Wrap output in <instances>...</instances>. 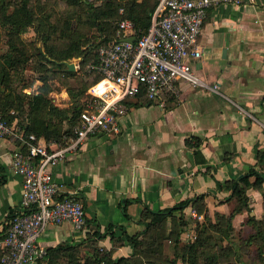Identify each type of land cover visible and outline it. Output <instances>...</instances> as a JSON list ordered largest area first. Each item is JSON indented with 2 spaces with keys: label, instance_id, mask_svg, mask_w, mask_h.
<instances>
[{
  "label": "crops",
  "instance_id": "crops-1",
  "mask_svg": "<svg viewBox=\"0 0 264 264\" xmlns=\"http://www.w3.org/2000/svg\"><path fill=\"white\" fill-rule=\"evenodd\" d=\"M198 41L204 52L191 68L205 82H216L221 94L183 82L172 99L129 97L117 133L88 136L52 168L61 191H77L87 224L99 231L116 222L133 232L141 227L134 220L145 205L163 208L199 193L208 211L227 212L225 181L256 166V153L264 148V0L208 7ZM193 137L199 140L196 156L185 144ZM18 143L15 136L0 137V230L19 209L21 179L8 167ZM246 192L253 204L261 201L260 190ZM122 197L137 199L126 206L130 221L118 208ZM84 233L61 223L49 225L39 240L75 243ZM99 244L108 247V235ZM131 250L124 242L115 254Z\"/></svg>",
  "mask_w": 264,
  "mask_h": 264
},
{
  "label": "built area",
  "instance_id": "built-area-1",
  "mask_svg": "<svg viewBox=\"0 0 264 264\" xmlns=\"http://www.w3.org/2000/svg\"><path fill=\"white\" fill-rule=\"evenodd\" d=\"M242 1L154 0L149 24L138 37L129 19L118 20L119 39L129 35L135 39H118L98 48L95 69L100 76L87 87L77 127L64 143L36 140L0 112V137L18 138L8 167L21 179L19 209L4 223L0 238V264H37L45 257L46 245L39 239L49 225L68 223L76 234L85 232L87 218L79 194L75 189L61 191L52 168L88 136L117 133L127 98L139 92L149 100L176 96L183 82L221 94L216 82L207 83L193 72L191 63L204 52L198 35L206 9Z\"/></svg>",
  "mask_w": 264,
  "mask_h": 264
},
{
  "label": "trees",
  "instance_id": "trees-1",
  "mask_svg": "<svg viewBox=\"0 0 264 264\" xmlns=\"http://www.w3.org/2000/svg\"><path fill=\"white\" fill-rule=\"evenodd\" d=\"M72 1H83L82 4H85L84 7L87 13L84 22L90 27L94 26L101 36L100 41L95 44L90 54V59L89 57L86 59L88 60L89 76V81L86 85L87 89L100 76L99 72L95 69L98 63V48L119 39V36L115 34L117 21L124 18L129 19L132 23L134 35L138 37L149 24L154 0H151L150 4H147L146 0H104L100 5H95L87 0H70L69 3ZM1 8L0 15L2 22L8 21L15 27V36L14 40L8 39L7 48L3 53H0V84L3 85L1 89H5L4 93L0 94V112H2L3 117L9 123L14 122L13 115L6 112V103H10V99L18 102L23 101L30 112L24 121L14 122L15 125L17 124L24 134H33L36 140L44 142L53 140L64 143L73 135V130L77 127L78 115L84 106V101L81 99L76 103L75 96L82 93L84 89L75 91L71 86L66 87L67 93L71 98L73 97L75 103L70 108H61L50 102V99L47 97L50 88L45 82L37 88L35 93H24L20 89L11 86V72L16 70L19 64L27 58L25 53L28 47L26 48V45L19 36L22 31L31 26L34 34L39 37L41 42L40 47L39 45H35L34 47L35 55L41 58L42 61L49 62L57 69H61L66 75L73 74V71L68 69L66 64L62 62L73 56L81 43H88L89 41L88 39L81 40L80 35L70 34V39L66 46L55 48L48 42L49 33L46 32V27H51V24L48 21L47 13L42 14L41 17H35L33 10L28 6V0H19L17 7H14L15 14L7 13L5 7ZM86 51L88 50H84V52ZM91 65L93 67H90ZM132 97L138 102H147L149 100L142 92ZM163 97L172 99L174 95L164 94ZM64 123L65 125H63ZM185 144L194 148L193 154L196 156L199 140L193 137V139H186ZM2 180L3 176L1 175V182ZM263 182L264 148L256 153V166H250L246 171L240 172L225 181V187L229 192L222 202L232 201L233 206L226 215L216 214L218 217L225 219L227 230L232 227L231 219L243 211L249 212L251 210L249 196L246 192L247 189L256 188L260 190L262 199H264V192L262 191ZM135 200H137L136 197H122L118 202V208L126 220H132L126 212V206ZM187 206L197 209L198 214L203 211L205 218H207V225L202 224L201 221H196V227H201V229H197L196 232L198 233L195 234V237L186 246L179 247L177 241L182 229L187 224L184 216V210ZM14 214L15 212H11L10 217ZM209 218L202 193L196 194L193 197H187L163 208L150 209L145 205L140 212V219L134 220L135 223L141 225L139 229L128 232L124 225L110 222L106 224L103 231H99L97 226L86 224L88 230L85 231L80 241L75 243L60 241L53 245H46L45 257L38 261L37 264H157V262L161 264L165 256L162 254L165 241H170L173 244L174 257L170 259L171 264L175 262L177 257L187 260L189 264H197L199 254L204 255L203 248L207 240L202 235V232L205 229L207 230V227L218 229V222H212ZM246 222L256 224L258 220L249 214ZM4 226L3 222L0 238L4 236ZM115 229L119 231V234H114ZM106 235H108L109 240L108 247L98 243ZM124 242L131 245V253L118 256L114 260L112 253H115V250ZM202 263L217 264V261L214 255L209 254L202 258Z\"/></svg>",
  "mask_w": 264,
  "mask_h": 264
},
{
  "label": "rangeland",
  "instance_id": "rangeland-1",
  "mask_svg": "<svg viewBox=\"0 0 264 264\" xmlns=\"http://www.w3.org/2000/svg\"><path fill=\"white\" fill-rule=\"evenodd\" d=\"M87 1L95 5H100L104 2V0ZM0 2L1 7H5L7 13L15 14L14 7H17L19 0H0ZM69 2L70 0H28V6L33 10L35 17H41L44 13L48 14V21L51 27L47 26L46 32L49 33L48 42L53 47L61 48L66 46L70 39V34L80 35L81 40L88 39V43H81L76 49L75 54L65 60V62L73 63V74L66 75L61 69H57L49 62L42 61L41 58L35 55L34 47L35 45H39L40 47L41 42L39 37L34 34L32 27L28 26L19 36L26 45V48L28 47L25 53L27 58L10 75V85L16 89H20L24 93H35L37 88L45 82L50 88L47 93L50 102L61 108H70L74 105L75 101L77 103L79 100L87 97L86 85L88 84L89 76L88 60L86 59L88 57L90 59V54L95 44L101 38L94 26L90 27L84 22L87 13L84 7L85 4H82L83 1ZM151 2V0H146L147 4ZM1 10L2 8L0 9V13ZM14 30L15 27L8 21L2 22L0 15V53H3L7 48L8 39L14 40ZM90 42L91 44H89ZM86 49L88 51L84 52ZM65 62L62 63L65 64ZM1 86L3 85L0 84V94L5 91V89H1ZM68 86L73 87L75 91L84 89L82 93L75 96V101L66 91V87ZM6 107V112L13 115L14 122L24 121L30 112L23 101L18 102L10 99V103H6ZM16 126L18 125L16 124ZM232 204V201H227V206H224L227 212L219 209L208 211L209 219L212 222H218V229L207 227V230L205 229L202 232V235L207 238V245L205 244L203 248L204 255L199 254L197 264H203L202 258L209 254L215 256L217 264H264V199H261L257 204L249 201L251 215L258 220V223L251 224L250 222H246L250 211H243L241 215L231 219L232 227L227 230L225 219L218 217L217 214H228L233 206ZM197 211L192 206H187L186 211H184L187 224L182 229L177 241L179 247L186 246L195 237V234L198 233L196 232L197 229H201V227H196V221H201L202 224L207 225V218H205L204 212L201 211L198 214L199 212ZM172 245L170 241L164 242L162 254L165 256L161 264H171L170 259L174 257ZM112 256L115 260L118 256L124 255L112 253ZM157 264L159 263L157 262ZM173 264L189 263L187 260L177 257Z\"/></svg>",
  "mask_w": 264,
  "mask_h": 264
},
{
  "label": "water",
  "instance_id": "water-1",
  "mask_svg": "<svg viewBox=\"0 0 264 264\" xmlns=\"http://www.w3.org/2000/svg\"><path fill=\"white\" fill-rule=\"evenodd\" d=\"M134 39H135L134 35H129V36H126V37H122V38H120L119 40L130 41V42H131V41H133ZM223 51H224V49L221 50L222 55H223ZM63 62H65V61H63ZM65 64H66L67 68L70 69V70H72V69L74 68L72 62H65ZM251 213H252V212L250 211V214H251Z\"/></svg>",
  "mask_w": 264,
  "mask_h": 264
}]
</instances>
